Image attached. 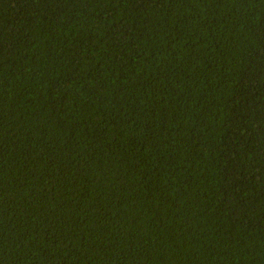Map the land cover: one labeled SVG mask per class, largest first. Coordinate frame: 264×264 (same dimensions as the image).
Masks as SVG:
<instances>
[{"label":"trees","instance_id":"16d2710c","mask_svg":"<svg viewBox=\"0 0 264 264\" xmlns=\"http://www.w3.org/2000/svg\"><path fill=\"white\" fill-rule=\"evenodd\" d=\"M0 264H264V0H0Z\"/></svg>","mask_w":264,"mask_h":264}]
</instances>
